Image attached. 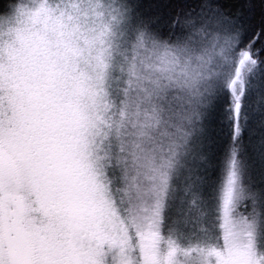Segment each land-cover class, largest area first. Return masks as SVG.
Listing matches in <instances>:
<instances>
[{"label":"snow or ice","instance_id":"1","mask_svg":"<svg viewBox=\"0 0 264 264\" xmlns=\"http://www.w3.org/2000/svg\"><path fill=\"white\" fill-rule=\"evenodd\" d=\"M261 36L264 0H8L0 264H264Z\"/></svg>","mask_w":264,"mask_h":264},{"label":"trees","instance_id":"2","mask_svg":"<svg viewBox=\"0 0 264 264\" xmlns=\"http://www.w3.org/2000/svg\"><path fill=\"white\" fill-rule=\"evenodd\" d=\"M8 0H0V8H3L7 4ZM261 45H264V36H261L260 39L257 41L256 46L260 47ZM227 128L222 127L221 128V137L226 138V142H228V137H227Z\"/></svg>","mask_w":264,"mask_h":264},{"label":"rangeland","instance_id":"3","mask_svg":"<svg viewBox=\"0 0 264 264\" xmlns=\"http://www.w3.org/2000/svg\"><path fill=\"white\" fill-rule=\"evenodd\" d=\"M221 141H222V143H225L226 142V138L221 137Z\"/></svg>","mask_w":264,"mask_h":264}]
</instances>
